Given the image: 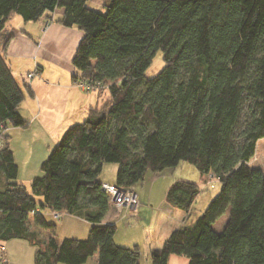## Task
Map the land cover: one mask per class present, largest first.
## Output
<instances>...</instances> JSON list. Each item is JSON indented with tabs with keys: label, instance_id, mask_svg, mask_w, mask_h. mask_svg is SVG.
Segmentation results:
<instances>
[{
	"label": "trees",
	"instance_id": "1",
	"mask_svg": "<svg viewBox=\"0 0 264 264\" xmlns=\"http://www.w3.org/2000/svg\"><path fill=\"white\" fill-rule=\"evenodd\" d=\"M88 1L0 0V254L2 244L22 240L35 248L34 264H85L94 255L97 264H139L138 248L117 246L115 225L102 224L111 209L102 166L117 165L114 185L134 191L148 173L187 162L205 184V176L216 179L219 193L150 252V264L171 255L187 264H264V173L249 166L264 139V0H100L102 12ZM57 8L56 22L83 34L73 83L109 97L65 130L28 191L9 147V128L27 122L5 30L12 16L36 22ZM157 52L164 67L148 78ZM199 194L197 184L178 180L164 200L188 213ZM45 213L87 222V237L60 240Z\"/></svg>",
	"mask_w": 264,
	"mask_h": 264
},
{
	"label": "crops",
	"instance_id": "2",
	"mask_svg": "<svg viewBox=\"0 0 264 264\" xmlns=\"http://www.w3.org/2000/svg\"><path fill=\"white\" fill-rule=\"evenodd\" d=\"M62 12L61 8H57L50 17L41 18L36 22H24L19 16H12L5 30L11 37L5 60L12 76L24 92V99L19 105L18 112L27 122V127L22 130L9 128L7 132L10 137L9 147L18 169L17 181L21 184L23 183L18 180L20 169L28 171L27 182H31L39 175L37 169L40 170L41 163L48 157L65 130L73 126L78 118L86 120L90 109L100 107L109 97L106 89L96 91L95 102L90 101L88 105H82L80 111L75 109V102L71 101V93L77 90L81 93L87 92L79 84H74L72 80L71 62L83 34L75 28H65L56 22ZM31 73L35 75L29 79L27 76ZM28 90L32 94H29ZM18 137L19 141L16 140ZM14 140L16 144H13ZM116 173L117 165L103 164L98 181L115 184ZM149 178L150 176L146 175L144 181ZM201 181L204 183L203 176ZM156 183L157 181L153 184L149 182L148 192H145L143 187L133 191L139 205L137 219L125 218L122 214H117L110 209L102 220L103 225H115L114 243L117 246L138 248L139 264H150L148 262L150 252L161 249L174 230L189 224V218L193 213V204L188 213H184L165 203L167 184L164 185L163 194L157 192L159 201L155 202L153 189ZM157 188L160 189V187ZM198 196L194 203L199 201ZM153 201L158 206V211L150 213ZM57 215L58 217L53 213L44 214L49 221H64L67 218L72 222V227L65 232L67 235L60 240L65 238L84 240L87 237L90 228L87 222L70 215L64 214L60 217L59 214ZM138 215L142 223L140 228L121 227V223L125 221H129V227L135 224L138 221ZM227 219L228 211L213 224V230L220 233ZM149 221L154 222L153 225H150ZM58 227L57 224V229ZM2 247L6 264H34L35 248L27 242L13 240L2 244ZM24 255L27 257L25 258ZM85 264H97V256H92ZM167 264H187V260L184 257L171 255L168 257Z\"/></svg>",
	"mask_w": 264,
	"mask_h": 264
},
{
	"label": "rangeland",
	"instance_id": "3",
	"mask_svg": "<svg viewBox=\"0 0 264 264\" xmlns=\"http://www.w3.org/2000/svg\"><path fill=\"white\" fill-rule=\"evenodd\" d=\"M86 5L89 8L94 9L95 11H98V12L103 11L100 0H89ZM16 18H18V20H20L19 17H16ZM163 67H164V64L162 61V53L157 52L156 55L154 56L152 62H151V65L146 70L145 76L148 78H152V77L156 76L163 69ZM31 74H33V76L35 75L34 73H31ZM96 95H97L96 91H90V92L87 91L85 93H81L79 90H77V91H74L73 93H71V101L74 100L75 109L80 111L82 105H88V102H90V101L95 102L96 101ZM77 121L75 122V124H82L85 121V119L78 118ZM75 124H73V125H75ZM22 129H24V128H21V130ZM16 140L19 141L20 138L18 137V138H16ZM16 140H14L13 144H16ZM249 166L251 168H254V169H260L264 173V139H261L257 142L255 154H254L253 158L249 161ZM38 172L40 175V170L37 169V173ZM27 173H28L27 170L20 169L18 180L23 183V185L27 188L28 191H30V183L31 182H27V179H28L26 177ZM147 176H150L151 179L149 178V180L146 179V181L143 180V181L137 183L133 187V189L138 191L143 187L145 192H148L150 190L149 182L151 181V184H153L157 181L156 186L153 189V199L155 202L159 201V197H157V192H158V194L159 193L163 194L164 185L167 184V189H168L172 183H174L175 181H178L177 180L178 178H182L181 180H183V181H188V182L192 181V183H195L200 187V194L198 196L200 198H199V201H197V203L196 202L193 203V207H192L193 213H192V216L189 218L190 223H192L193 221L196 220V218L206 209V207L208 206L210 201L219 193V190H220V184L218 183V181L216 179L212 180L211 177L208 178L207 176H205V179H206L205 182H207V183L206 184L203 183L201 181L202 176L200 175V173L195 169V167L193 165H191L187 162H180L175 168L167 169L160 174L148 173ZM157 187H160V189ZM154 201L152 204L153 205L152 209L149 210L150 213H152L153 211H158V206L156 204H154L155 203ZM137 204H138V202H137ZM111 209H112V205H111ZM128 222L125 221V223H121V227L124 226L125 229H138L142 225L139 215H138V221L135 222V224H133L132 226L129 227ZM56 223L59 225L58 229H56L57 238L60 239L62 237H65L67 235L65 232L67 231L68 228L70 229L72 227V222H70L66 218L64 221L60 220V221H57ZM153 223L154 222L149 221L150 225H153ZM57 230H58V232H57ZM39 232L43 233V230L39 229ZM1 257L5 258L3 255ZM26 257L27 256H25V258ZM143 259L144 258L142 256V261L144 262ZM0 262H1L0 264H6V262L4 263V262H2V260H0ZM148 262L150 263L149 259H148Z\"/></svg>",
	"mask_w": 264,
	"mask_h": 264
},
{
	"label": "built area",
	"instance_id": "4",
	"mask_svg": "<svg viewBox=\"0 0 264 264\" xmlns=\"http://www.w3.org/2000/svg\"><path fill=\"white\" fill-rule=\"evenodd\" d=\"M33 77V74H29L28 78L31 79ZM79 86L84 89L88 90V87L84 84H79ZM212 178V177H211ZM101 190L106 193L110 199V204L112 205V209L117 214H122L123 217H132L134 219H137V200L135 198V194L130 189H122L120 187H117L116 185L102 183L101 184ZM56 217L58 215L56 214ZM0 260L2 262H6L5 258H2L0 256Z\"/></svg>",
	"mask_w": 264,
	"mask_h": 264
}]
</instances>
